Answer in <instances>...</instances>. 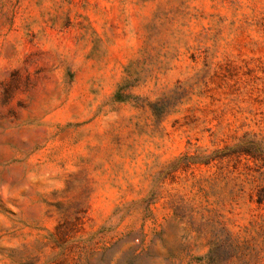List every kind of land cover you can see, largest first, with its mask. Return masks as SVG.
I'll list each match as a JSON object with an SVG mask.
<instances>
[{"label":"rangeland","instance_id":"obj_1","mask_svg":"<svg viewBox=\"0 0 264 264\" xmlns=\"http://www.w3.org/2000/svg\"><path fill=\"white\" fill-rule=\"evenodd\" d=\"M0 264H264V0H0Z\"/></svg>","mask_w":264,"mask_h":264}]
</instances>
